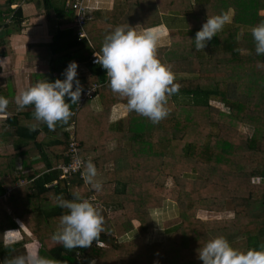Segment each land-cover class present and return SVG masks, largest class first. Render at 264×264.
<instances>
[{
    "label": "trees",
    "instance_id": "16d2710c",
    "mask_svg": "<svg viewBox=\"0 0 264 264\" xmlns=\"http://www.w3.org/2000/svg\"><path fill=\"white\" fill-rule=\"evenodd\" d=\"M18 1L0 2V31H20L21 9L11 8ZM44 3L48 16L57 18L61 28L44 46L49 56L45 79L63 80L68 64L75 61L85 63V72L78 68L76 77L82 92L93 85L97 88L77 110L71 104L75 114L67 123L57 122L54 130L35 119L33 105L10 116L0 113L7 117L0 123L3 257L24 254L30 241L37 242L39 255L55 264H203L199 249L217 236L225 237L235 249L241 243L242 251L264 249V55L256 54L250 31L264 21V0H115L110 10H86L90 43L73 35L75 13L65 0L58 5ZM138 8L153 13L151 20L138 24ZM222 12L231 15V23L204 49L196 50V32L207 17ZM163 16L185 20L169 27L165 44L156 49L180 86L167 99L168 116L153 123L128 111L109 122L111 107L118 102L126 105L127 99L111 90L106 70L91 64V55L100 52L116 26L147 29L162 24ZM96 96L103 108L93 113L86 107ZM211 102L224 107L217 110L214 121ZM71 133L82 161L90 159L97 173L105 175L96 177L102 185L99 191L85 184L83 166L68 176L57 168L71 162ZM111 141L115 148L106 150ZM106 155L113 167L102 171L98 167L104 169ZM186 180L194 190L185 189ZM6 190L9 195L2 197ZM74 194L111 213L103 216L104 230L97 241L69 251L52 236L68 211L59 200H72ZM166 201H174L178 208V215L163 223L169 238L149 242L151 211ZM202 210L230 211L232 216L202 219ZM19 221L26 227L22 240L4 245V234L20 231ZM133 229L134 238L120 240Z\"/></svg>",
    "mask_w": 264,
    "mask_h": 264
},
{
    "label": "clouds",
    "instance_id": "9594fccd",
    "mask_svg": "<svg viewBox=\"0 0 264 264\" xmlns=\"http://www.w3.org/2000/svg\"><path fill=\"white\" fill-rule=\"evenodd\" d=\"M227 12L207 17L202 28L196 32V50L204 49L208 41L231 23ZM257 55H264V21L251 29ZM158 34L152 29L138 30L136 27L116 26L106 35L95 63L106 70L111 90L127 99V110L159 123L169 114L166 107L168 97L179 92L171 68L156 55ZM78 64L72 61L65 69L63 80L37 81L16 96L18 109L34 106V117L54 130L57 122L67 123L72 112L71 104L80 100L82 88L77 77ZM75 82V90H73ZM70 102V103H69ZM9 101L0 96V113L6 111ZM84 168L85 180L99 191L101 183L95 180L97 169L92 161H78ZM59 206L68 211L60 217L59 227L52 239L65 249L90 247L99 239L104 228V217L93 203L74 194L72 200H59ZM203 264H264V249L241 251L233 248L223 236L209 239L199 249ZM3 264H55L36 251H26L13 256ZM94 264V262H93Z\"/></svg>",
    "mask_w": 264,
    "mask_h": 264
},
{
    "label": "crops",
    "instance_id": "0c3cea01",
    "mask_svg": "<svg viewBox=\"0 0 264 264\" xmlns=\"http://www.w3.org/2000/svg\"><path fill=\"white\" fill-rule=\"evenodd\" d=\"M49 1L53 2L56 5L60 3V0ZM96 1L98 2L96 8L90 9L110 10L113 8L115 2V0H90L89 5H93ZM0 2H3V0H0ZM16 7H19L22 12L20 31L11 34H7L6 31H0V90L4 89V91L0 93V96H3L7 98V100H9L6 109V112H8L9 116L12 113L27 110V107H25L24 109H18V106L16 104V96L20 91L35 84L37 81L46 80L45 75L48 70L49 56L45 54L44 46L55 34H59V32L61 31L57 18H50L48 16L44 0H20L17 3L11 5V8ZM163 18L164 22L162 24L147 28L154 30L158 34V46L165 44L169 27H173L175 26V24H177L178 26L184 24L185 22V20L180 18H175L174 20L169 19L167 16H163L162 19ZM132 27H136L138 30H143L140 25H134ZM93 53L98 52L95 51ZM78 68L80 70H83L84 68L83 72H85L86 70L85 65L81 63L78 65ZM78 68L77 71H79ZM88 108L93 113L100 112L103 107L99 97L96 96L93 99L89 100L86 109ZM127 112L128 110L124 103L118 102L114 104L110 110L109 122H113L119 118H123L127 114ZM5 118H7L6 114H0V123L3 122ZM115 145L116 142L111 141L108 147L105 149L112 150L115 148ZM87 151L84 150V152ZM88 156L89 154H87L86 157ZM109 159V155L104 156V169L100 167H98V169H102V171H105L107 167L112 164V161ZM102 175L105 176L104 173L99 172V174L97 173L96 177H102ZM96 177L95 180L97 181L98 178L96 179ZM85 184L88 185L86 181ZM8 191L6 190L5 194L2 197L9 195L10 192ZM94 205L100 206V211H102V208H105L96 202L94 203ZM177 215L178 208L173 201H166L160 208L151 211V228H149L148 233L150 230L154 231V234L157 235V239L151 241L147 238V240L149 242H162L167 240L168 237L164 240H161L164 235H168L163 227V223L164 221L172 219ZM18 224L20 227V231L9 230L10 233L8 231V233L4 234V245L22 240L23 231H26V227L21 221H19ZM136 233V230L133 229L123 235L120 240H130L136 236ZM36 243L34 241H30L25 244L26 250L37 252L38 246ZM29 245H31V248L29 247ZM21 254L22 253H20V255ZM7 255L4 254L3 257L0 252V264H3L4 261L9 259V255Z\"/></svg>",
    "mask_w": 264,
    "mask_h": 264
},
{
    "label": "built area",
    "instance_id": "2783aa9c",
    "mask_svg": "<svg viewBox=\"0 0 264 264\" xmlns=\"http://www.w3.org/2000/svg\"><path fill=\"white\" fill-rule=\"evenodd\" d=\"M89 3H90V0H66V3H65L66 7L72 8L75 13L71 28L73 30V35H77V39H81V38L87 39V35L84 30V25H85V20H86L85 13H86V10L90 8H96V5L98 4V2L96 1L93 5H89ZM87 41L89 42L88 39ZM94 54L95 53L91 55V61H90L91 64H96L94 62L96 59ZM77 64L79 65L80 63L77 62ZM81 64L85 65V63H81ZM96 88H97V85H93L91 87L86 88L81 93L80 100L76 104V108H75L76 110L81 106V104L84 102L85 99L92 98L95 95ZM75 111L72 112V115L75 114ZM70 146L71 148L69 149V156L71 158V162L68 164H60L57 166L58 169L62 170L65 176L76 173L77 171L80 170L82 166L81 164H78V161H82V159L78 155L79 148L76 146V143L73 140L72 133H71Z\"/></svg>",
    "mask_w": 264,
    "mask_h": 264
},
{
    "label": "rangeland",
    "instance_id": "374dc122",
    "mask_svg": "<svg viewBox=\"0 0 264 264\" xmlns=\"http://www.w3.org/2000/svg\"><path fill=\"white\" fill-rule=\"evenodd\" d=\"M150 12L152 13V11H150ZM152 14L151 15H150V13L147 14L146 11H144V9L141 10L140 8H138L137 14L135 15V17H137V21L136 22L138 24H141V23H143V22H145L147 20H151V18L153 16ZM10 95H11V93H10ZM240 97H241V99H239L238 97L236 98L237 101L240 100L241 102H244L245 103L247 99L246 98L243 99V97H244L243 95H240ZM210 105H212L210 107V118L214 121L215 118H216L217 110L224 109V107H223L222 104H219L217 102H211ZM60 124L62 125V124H64V122H60ZM112 167L113 166L111 164V165H109L107 167V169H111ZM199 182L204 183L203 181H199ZM185 189L188 190V191L194 190L193 187H192V184H191V182L189 180H186L185 181ZM97 207L100 208V206H97ZM101 212H102V215L103 216L104 215L108 216V214L111 213V209L109 210L107 208H102V211ZM199 215L201 216L202 219H215L216 217L217 218H227V217H231L232 216V213L230 211H225V212H221V213H211V212H207V211H203L202 210V211L199 212ZM137 224L138 223L135 222L134 223V227L137 226ZM167 237L169 238V234L168 235H164L161 240H164ZM147 238L149 240L153 241V240L157 239V235L154 234V231L150 230L149 233H148V235H147ZM235 246H236V249L242 251V245H241V243H237V245H235Z\"/></svg>",
    "mask_w": 264,
    "mask_h": 264
}]
</instances>
